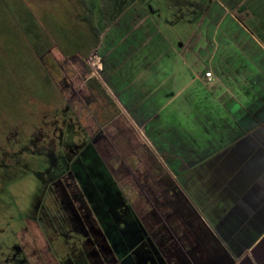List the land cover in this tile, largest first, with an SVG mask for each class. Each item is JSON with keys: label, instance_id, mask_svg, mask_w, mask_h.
<instances>
[{"label": "crops", "instance_id": "1", "mask_svg": "<svg viewBox=\"0 0 264 264\" xmlns=\"http://www.w3.org/2000/svg\"><path fill=\"white\" fill-rule=\"evenodd\" d=\"M68 1L95 42L77 93L64 83V109L81 106L82 118L97 103L90 78L105 90L116 113L102 125L116 121L90 144L134 201L106 229L69 173L55 200L82 243L76 264H264V0H203L186 38L174 15L172 36L162 31L158 0H126L116 14L102 5L100 17L88 0Z\"/></svg>", "mask_w": 264, "mask_h": 264}, {"label": "rangeland", "instance_id": "2", "mask_svg": "<svg viewBox=\"0 0 264 264\" xmlns=\"http://www.w3.org/2000/svg\"><path fill=\"white\" fill-rule=\"evenodd\" d=\"M103 1L88 0L89 7L99 17L102 5L116 14L126 3V0ZM141 2L147 7L156 3L154 0ZM158 3L159 25L168 37L172 36L169 29L175 27H167V15L170 18L174 15L179 35L185 38L197 27L203 0H189L188 3L198 8L189 7L185 0L174 7L169 0H158ZM79 13L75 1L0 0V264L82 261V243L71 231L76 226L74 220L55 200V194L63 191L64 184H72L68 170L74 174L76 170L92 198L94 214L106 229L116 227L119 217L129 214L127 209L134 202L126 186L112 184L114 174L93 150L89 138L76 133V125L74 132L65 131L69 135L63 134L61 141L54 138L51 145L40 137L42 131L50 134L51 122H57L55 128L64 133L62 122L67 95L64 83L72 85L77 93L86 80L85 69L79 67V62L91 52L95 39L77 20ZM100 20L96 21L101 30L104 26ZM108 106L105 99L99 98L89 111H84L83 118L77 120L72 114L68 117L80 124L89 113L100 125L90 120L92 125L87 123V132L93 126V129L99 128L96 134L99 131L102 134L109 132L116 121L102 125L116 113L113 106L111 109ZM72 107L76 114L81 111V106ZM125 125L129 128L127 122ZM66 144L83 145V148L71 156L65 149ZM88 177L96 183V190L94 185L86 186ZM106 182H111L110 188Z\"/></svg>", "mask_w": 264, "mask_h": 264}, {"label": "flooded vegetation", "instance_id": "3", "mask_svg": "<svg viewBox=\"0 0 264 264\" xmlns=\"http://www.w3.org/2000/svg\"><path fill=\"white\" fill-rule=\"evenodd\" d=\"M81 112H82V110H81L78 114L74 113V110H73V107H72V106H71V109H70V113L67 112L66 109H64V121L62 122V126L64 127V133L62 132V130H59L58 128H55L57 122H55V123H54V122H51V124L49 125V126H52V129H51L50 134H47V132L44 133L43 131H42L43 133H42V132H41V133L39 132V133L41 134V135H40L41 139H45L46 141H49V145H51L52 143H54V138L57 137V139L61 141V139L63 138V134H64V137L68 136L69 133L66 134L65 131H69V130H71V132H74V125H76L75 127H76V129H77V131H78V132H76V133H77V134H81V135H85V133H87V135H88L87 137L89 138V142H91L93 145H95L96 142L99 140V135L96 134V133H94L93 136H90V135L88 134V132H87V127H86L87 123L90 122V121L88 120V118H87V117H84V119H82V120H83V121H82V122H83V127H82V126H81V123L78 124L79 121H76V124H75V123L72 121V119H70V118L68 117V114H72V115H74V116L77 117V120H79V118H81V115H80ZM82 118H83V116H82ZM92 118H93V117H92ZM88 127H90V125H89ZM91 129H93V126H92L91 128H89L88 131L90 132ZM94 129H95V128H94ZM94 129H93V132H94ZM45 134H46V135H45ZM57 135H58V136H57ZM85 136H86V135H85ZM50 137H52V138H50ZM82 148H83V145L81 146V145L71 144L70 146H68V144H66V148H65V149L68 150V152H69V154H70L71 156H76L77 154H79L78 152H80V150H81ZM68 168H72V167H70V165H69ZM72 169H73V168H72ZM68 172H69L70 174H74V173H73L72 171H70V170H68ZM69 173H68V174H69ZM74 176L80 178V177L77 175L76 170H75V174H74Z\"/></svg>", "mask_w": 264, "mask_h": 264}, {"label": "trees", "instance_id": "4", "mask_svg": "<svg viewBox=\"0 0 264 264\" xmlns=\"http://www.w3.org/2000/svg\"><path fill=\"white\" fill-rule=\"evenodd\" d=\"M104 7H106V5H104ZM87 10L89 9L87 8ZM88 22H89L90 29L94 31L95 27L93 26L92 21L88 20ZM86 88L90 92V94L96 99V101H98L99 98H103L106 100V102H108L109 106H113L111 102L109 101L108 96L105 93V90L101 87L98 81H96L94 78H90L89 80L86 81Z\"/></svg>", "mask_w": 264, "mask_h": 264}, {"label": "built area", "instance_id": "5", "mask_svg": "<svg viewBox=\"0 0 264 264\" xmlns=\"http://www.w3.org/2000/svg\"><path fill=\"white\" fill-rule=\"evenodd\" d=\"M208 79H210V76L208 77Z\"/></svg>", "mask_w": 264, "mask_h": 264}]
</instances>
